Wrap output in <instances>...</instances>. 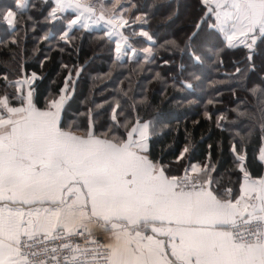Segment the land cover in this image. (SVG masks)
<instances>
[{
    "label": "snow or ice",
    "instance_id": "6c2138e0",
    "mask_svg": "<svg viewBox=\"0 0 264 264\" xmlns=\"http://www.w3.org/2000/svg\"><path fill=\"white\" fill-rule=\"evenodd\" d=\"M42 3L49 7L44 19L56 22V31L39 39L56 41L59 33L60 52L80 29L102 31L115 44L116 60L129 53L139 60L133 36L155 43L143 27L126 34L131 24L148 20L145 14L130 22L124 15L128 6L119 0L110 6L99 0ZM199 4V19L184 46L166 42L188 51L193 67L203 63L192 47L205 28L209 37L221 35L229 49L242 45L249 61L264 46V0ZM30 6L35 7L30 0H14V6L0 9V23L7 26L0 45H18L17 15ZM139 51L151 62L153 47ZM241 72L237 67L236 73ZM189 75L200 79L195 71ZM0 79V264H264V144L258 154L262 170L256 173L246 162L243 145L231 144L239 175L223 185L212 175L211 153L208 163L189 158L187 164L181 163L190 150L187 145L174 162L154 154L151 138L162 122L159 117L146 120L137 112L133 119L117 100L104 124H97L91 109L85 122L67 120L71 69L59 93L45 97L42 106L33 88L36 72L14 79L5 72ZM181 83L184 90H196L191 82ZM204 116L212 119L208 111ZM224 119L223 113L217 117L218 128Z\"/></svg>",
    "mask_w": 264,
    "mask_h": 264
},
{
    "label": "trees",
    "instance_id": "16d2710c",
    "mask_svg": "<svg viewBox=\"0 0 264 264\" xmlns=\"http://www.w3.org/2000/svg\"><path fill=\"white\" fill-rule=\"evenodd\" d=\"M128 1L131 8L126 12L130 22L136 16L145 17L146 14L148 23L131 24L126 34L131 29L138 33L141 27L149 31L155 42L151 46V62L143 59V52L139 60H116L114 42L108 43L99 30L75 31L76 38L60 52L57 44L63 42L58 40L59 33L56 41L39 39L49 30L56 31V22L44 19L48 5L42 0H30L35 7L30 6L23 16L17 15L21 38L18 45H0V74L7 72L9 79H14L18 74L30 76L36 72L38 79L33 88L42 106L45 97L59 93L71 69L72 79L65 104L67 120L85 122L91 109L97 124H104L110 117V105L114 106L118 100L133 119L137 112L146 120L159 117L162 122L157 124L151 146L154 154L165 162H174L186 145L190 150L181 161L184 164L189 158L193 163H208L211 153V162L216 167L212 175L227 185L234 183L239 175L231 150V144L235 143L238 147L243 145L250 169L254 173L261 171L258 154L264 144L261 139L264 134L261 132V124H264V46H258L249 61L247 49L243 46L229 49L221 35L209 37V30L205 28L193 39L192 47L203 63L193 67L188 51L181 52L166 42L177 40L181 48L184 46L200 16L199 0ZM105 4L111 5L108 0ZM9 5L14 6V0H0V9ZM163 30L166 32L162 33ZM6 33V24L0 23V37ZM130 42L137 50L144 46L138 35L131 37ZM61 63L69 68H61ZM250 64H254V70ZM237 67L242 69L239 74ZM76 69L80 71L79 76ZM192 71L199 80L189 75ZM182 80L197 85L196 90H184ZM3 83L0 79V89ZM254 87L257 89L255 94L251 91ZM210 99L212 104L208 103ZM205 111L212 114L211 120L204 116ZM221 113L226 119L220 121L223 128H218L216 121Z\"/></svg>",
    "mask_w": 264,
    "mask_h": 264
},
{
    "label": "crops",
    "instance_id": "0c3cea01",
    "mask_svg": "<svg viewBox=\"0 0 264 264\" xmlns=\"http://www.w3.org/2000/svg\"><path fill=\"white\" fill-rule=\"evenodd\" d=\"M102 1H103V0H102ZM108 1H110V3L112 4L113 1L115 2L116 0H108ZM122 1H123L124 5H127V6H128V10H130L131 5L129 4V1H124V0H122ZM124 15H125V13H124ZM93 30H96V29H93ZM139 30H140V29H139ZM141 38H142L143 41H144V46L140 47V49L143 48V47H151V46H152V44H153L152 42L147 41L146 38H144V37H141ZM144 39H145V40H144ZM240 46H242V45H240ZM138 53H139V55H140L142 52H140V51L138 50ZM130 55H131V53H129V56H130ZM129 56H125V57H123L122 60H124V59H126V58L130 59Z\"/></svg>",
    "mask_w": 264,
    "mask_h": 264
},
{
    "label": "rangeland",
    "instance_id": "374dc122",
    "mask_svg": "<svg viewBox=\"0 0 264 264\" xmlns=\"http://www.w3.org/2000/svg\"><path fill=\"white\" fill-rule=\"evenodd\" d=\"M105 1H106V0H103V1H102V0H99V3H103V4H105ZM124 1H128V0H124ZM94 2H96V0H94ZM115 2H116V1H115ZM115 2L113 1V3H115ZM99 3H98V5H97V7H99ZM119 3H120V4H124L122 0H119ZM105 5H106V4H105ZM109 6H110V5H109ZM124 13H125V16L128 17L127 12L125 11ZM165 32H166V30H163V31H162V33H165ZM144 40H145V39H144Z\"/></svg>",
    "mask_w": 264,
    "mask_h": 264
},
{
    "label": "built area",
    "instance_id": "2783aa9c",
    "mask_svg": "<svg viewBox=\"0 0 264 264\" xmlns=\"http://www.w3.org/2000/svg\"><path fill=\"white\" fill-rule=\"evenodd\" d=\"M105 237H103V235L100 236V239H104Z\"/></svg>",
    "mask_w": 264,
    "mask_h": 264
}]
</instances>
